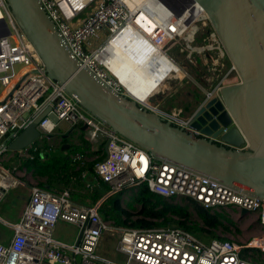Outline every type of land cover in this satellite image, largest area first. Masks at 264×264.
<instances>
[{"label": "built area", "instance_id": "2783aa9c", "mask_svg": "<svg viewBox=\"0 0 264 264\" xmlns=\"http://www.w3.org/2000/svg\"><path fill=\"white\" fill-rule=\"evenodd\" d=\"M39 3L82 67L141 109L197 134L189 128L188 115L183 109L154 107L150 100L155 92L142 99L130 93L123 83H130L125 74L127 65L119 61L115 51H107L118 36L131 30L138 32V23H145L150 32H143L138 38L142 42L147 39L148 45L144 43L147 47L157 48L184 73L168 56L169 44L184 32L183 20L163 16L162 7L155 0H39ZM88 9L86 16L79 19ZM198 22L206 25L208 20L199 14L191 24ZM159 38L163 41L159 42ZM131 40L136 38L131 36ZM205 52L208 50L202 49V54ZM204 56L208 61L210 57ZM231 72L211 90L202 89L204 96L218 97L219 91L228 86L225 82ZM169 75L163 84L177 73L170 71ZM47 108L59 123L72 129L85 127L90 142H104V158L94 165L93 172L107 186L109 196L144 184L151 193L164 199L190 200L210 214L230 218L239 226L240 236L222 239L218 234V238L204 243L178 227H117L100 216L99 204L76 205L70 200L68 190L53 193L32 183L20 165L34 161L37 154L42 155L39 146L35 143L20 151H10L8 145ZM56 127L45 117L37 126L39 141L51 136ZM212 141L229 147L219 138ZM26 184L30 185L29 201L19 222L5 223L13 234L7 245L0 244V264H264V200L236 192L170 161L154 159L92 117L47 76L5 0H0V201L5 192ZM242 210L247 214L242 215ZM58 222L78 229L75 243L65 244L54 238ZM104 234L115 236V251L121 261L98 253Z\"/></svg>", "mask_w": 264, "mask_h": 264}, {"label": "water", "instance_id": "95a60500", "mask_svg": "<svg viewBox=\"0 0 264 264\" xmlns=\"http://www.w3.org/2000/svg\"><path fill=\"white\" fill-rule=\"evenodd\" d=\"M179 1L155 0L165 17L168 15L164 11L172 8L191 10L189 24L199 14L205 15L239 80L224 86L216 98L205 96L189 112L188 126L197 134L141 109L82 67L39 0H5L47 76L92 117L154 159L170 161L236 192L264 200V0ZM183 12L169 18L187 19ZM45 117L59 124L47 108L9 143L8 149L20 151L35 144L40 139L37 126ZM216 138L229 147L214 143L212 139ZM241 212L247 214L246 210Z\"/></svg>", "mask_w": 264, "mask_h": 264}, {"label": "rangeland", "instance_id": "374dc122", "mask_svg": "<svg viewBox=\"0 0 264 264\" xmlns=\"http://www.w3.org/2000/svg\"><path fill=\"white\" fill-rule=\"evenodd\" d=\"M176 2L179 3L180 1L178 0ZM179 7H180V5H179ZM181 10L184 11L182 14L187 16V19L185 18L181 22V26H182V29L184 30V32L181 34L182 36H180L176 39H173L171 41V43L168 46V49H169L168 50V56L177 63V65L182 69V71L184 73L179 72L178 73L179 75L177 74L176 76H172L165 82L166 84L164 86H167V89L165 92H163V95L161 96V97H163L161 99L163 102L164 110L170 109L172 107V105L182 107L183 105L190 102L191 99L193 101H195L197 104H198V102L203 101L205 96H204V93L202 92V89H204L205 91H208L211 89V87H210V83H211L210 76L212 74H211V71H209V70L213 71V69H215V68L217 69L218 63L221 60V56H224V53L221 52L220 44H219L215 34L213 33L209 23L206 22V25H204L203 24L205 22L204 21V22L189 24L188 19H189V16L191 15V10H187V8L181 9ZM181 10H179V9L177 10V8L167 10L168 11L167 15H168V17L174 16L175 13L182 12ZM88 11H89V9L86 12H84L83 14H81L79 19L84 18ZM188 14H190V15L188 16ZM189 27H191V28H189ZM12 34H13L12 44H14L15 43V34H14V32H12ZM206 34H210L207 37H210V39H213V41L215 42V46H213V47H204V50H208L210 52V56H209L210 58L208 59V61L206 60V58H204L205 54H202V49L199 47L195 48V42H199L198 39L201 41V38H203ZM204 40H207V39L205 38ZM158 41L162 42L163 38H159ZM120 44H121L120 42L115 41L111 45H112V48L115 51H117V54L120 58L119 61H122L126 65L132 66V69H135L138 67L148 68V65L150 63H154V62H158L159 63L158 66H160V65L163 66L162 63L159 61V58L155 55L151 56L148 59L146 66H143V65L140 66L137 63L126 61L124 58L126 54H125V52L120 50V48H119ZM198 45H200V42ZM215 47L218 48V50L220 51L221 54L216 53ZM215 55H217V56L219 55V58H217ZM229 71H231V67L228 68V66H227L226 68L223 69V71H221L220 73L218 72L219 74L218 73L217 74L219 76H218L216 84L220 80H222L224 78V76L228 74ZM216 72L217 71H215V73ZM130 73H132V72H130ZM125 74H127V73H125ZM126 76L128 77L129 82H130L128 84H130V85L132 83L137 84V82H136L137 77H136L135 73L127 74ZM238 82H239V80H238L236 73L234 71H232L231 74L226 79L225 84L226 85H233V84H236ZM135 89H136V91L137 90L140 91L141 88L137 85V88L135 87ZM174 89L177 90V94H175V95L172 94V92H174ZM195 106L196 105H194V107ZM39 142L40 141H37L36 146L39 145ZM47 142H45V143H47ZM45 143L43 145H44V149L46 150L47 149L46 147L48 145H46ZM53 145H55V147L53 149L51 147V152H50V159L51 160L49 162V165H57L54 162L59 163V160L62 159V158H60V155H61L60 152L61 151H60L58 143L52 144V146ZM104 145H105L104 142L101 140H98V142L96 144H92V146L94 147V150L96 149L100 153H101V149L103 148ZM100 153H98V154H100ZM22 168H26V167L21 166L20 169H22ZM26 172H27L28 176L30 177L29 179L31 180L32 183H38V184L42 183L41 177H39L37 174H35L32 171L30 172L28 170H26ZM19 193H20V189H18L17 191L14 190L11 192L10 196L12 198H14L13 196L15 194H19ZM71 199L76 201L74 196H72ZM129 203H131V201ZM129 203H127L125 201L124 206L127 209H132L136 213L139 210V207L133 203V200L131 203L132 206L128 205ZM174 204L179 205L181 207H184V206L188 205V201L186 199L179 198V199L175 200ZM127 205H128V207H127ZM134 205H135V207H134ZM18 207H19L18 204L15 205V204H10L8 202H4L0 205L1 209H6V210L10 209L11 212L16 211V209H18ZM0 217L3 219V215L0 214ZM226 220H227V222L224 223L223 227L219 228L218 230H216L214 232L215 235L217 236L218 234H220L223 236V235H225V233H229V234H232L234 236H240V231L238 229L239 226L234 224L230 218H226ZM192 221L200 224L199 220L195 216H192ZM12 234L13 233H12L11 229L5 227V225L2 222H0V244L1 245H7L11 240ZM196 237L204 243H209L212 239H214L211 235H208V234H199V235H196ZM100 244H99L100 247L98 249L99 253L105 254L109 259L114 260V261H121L122 260V258L119 257L115 251L116 239H115V241H108V242L104 241Z\"/></svg>", "mask_w": 264, "mask_h": 264}, {"label": "trees", "instance_id": "16d2710c", "mask_svg": "<svg viewBox=\"0 0 264 264\" xmlns=\"http://www.w3.org/2000/svg\"><path fill=\"white\" fill-rule=\"evenodd\" d=\"M210 34H206L201 38L200 42H195V48L199 47L204 49V47H213L215 42L210 37ZM214 35V34H213ZM207 40H204V39ZM198 45V46H197ZM221 47V46H220ZM221 52H223L222 48ZM215 51L221 54L218 48L215 47ZM210 54V52L208 51ZM224 53V52H223ZM219 58V55H215ZM228 66L231 67L226 55L221 56V60L218 63L217 69L209 70L211 71V89L216 85L218 74L223 71L224 68ZM208 71V72H209ZM215 71H217L215 73ZM219 72V73H218ZM218 73V74H217ZM210 89V90H211ZM83 147H70L68 152L70 154H82L84 150L89 149V143L82 140ZM85 148V149H84ZM44 155L37 154L34 161L25 162L22 166L26 167L28 171L33 170L35 174L39 177L46 176L51 181L58 180L60 184L67 187L68 183L71 181H77L79 175L84 171H87L91 176H94L93 168L94 165L102 160H98L95 163L85 165L78 170L76 167L79 163H71L68 157L60 159L59 163L54 162L57 165H49L48 162L43 161ZM95 177V176H94ZM40 187V186H39ZM41 188V187H40ZM123 192L111 195L107 197L98 208L100 216L106 220L112 222L117 227L124 228H159V227H178L186 230L192 234H208L214 239L216 238L215 231L222 228L224 223L227 222L226 218L222 214L214 213L210 214L208 211L204 210L198 204L193 201L187 200L188 205L181 207L174 204L176 199H164L151 193L146 185H140L133 198V203L139 207L136 213H131V209H125L122 207L121 198ZM102 199L98 190L94 192V205ZM192 216H195L199 222L192 221Z\"/></svg>", "mask_w": 264, "mask_h": 264}, {"label": "crops", "instance_id": "0c3cea01", "mask_svg": "<svg viewBox=\"0 0 264 264\" xmlns=\"http://www.w3.org/2000/svg\"><path fill=\"white\" fill-rule=\"evenodd\" d=\"M110 47H112V45ZM110 47H108V48H110ZM153 55L156 56L154 51L151 52L150 56L146 60L142 61V64H145V66H146L148 59ZM133 63H136V62H133ZM142 64H138V65L141 66ZM151 64H152V66L153 65L158 66L159 63L154 62ZM155 68H158V70L164 71V74H162L160 77H158L157 81L152 82V83H150L151 80H149V82H144L141 78L136 76L137 77V79H136L137 84L132 83L131 85L134 86V88L135 87L137 88V85H139V84L142 86L140 91L137 90V92L139 94H142L143 98L146 97L147 95L155 92L153 94L151 100H150V103L154 107L164 110L163 102L161 99L163 97H161V96L163 95V92L166 91L167 86H164L166 83L165 84H163V83L170 75L166 74V70L162 66L155 67ZM138 69H139V71H141V70L146 71L147 70V68H144V67L143 68L138 67ZM131 71H132V66L127 65L125 73H128V72L130 73ZM130 74H132V73H130ZM145 86H148V88H146ZM172 94H174V95L177 94V90L174 89V92H172ZM200 103H201V101L198 102V104H197L195 101H193L191 99L190 102L183 105L182 107L173 106V105H172V107L171 106L170 107L171 108H181L188 115L189 112L191 110H194L196 107H198V105ZM194 105H196V106L194 107ZM82 140L89 143V149L84 150L82 154H79V153L74 154V155L70 154L68 152L70 147H72V146L73 147H77V146L83 147ZM45 142H47V143H45ZM56 142L58 143L60 151H61L60 152V154H61L60 158L64 159L65 157H68L69 160L71 161V163H79L80 164V167L77 166L76 170H78L79 168H81L85 165H89V164L97 162L100 159H103L104 155H105V145L101 149V153L98 152L96 149L94 150V147L92 146V144H96V143L90 142L88 140V135H87L86 129L84 127H79L78 129H72L65 123H59V124H57L55 132L51 136H49L46 139L44 138L43 140H40V142H39L38 146L40 148L42 155H44L43 161H46L48 163L50 162V160H51L50 159L51 147L53 149L55 147V145L52 146V144H57ZM44 143L46 145H48L46 147L47 148L46 150L44 149V145H43ZM36 144H37V142H36ZM63 145H65L67 147H65V149L61 150V147ZM98 153H100V154H98ZM77 157H79V159L74 160V158H77ZM24 163H22L20 165V167ZM15 165H17V164H15ZM23 169L27 170L26 168H22V170ZM31 171L33 172V170H31ZM94 176H91L87 171H84L81 175H79L77 181H75V180L71 181L70 183H68L67 187L64 186L63 184H60L58 180L51 179V181H50L48 179V177L41 176V182L42 183H40L39 186L42 189L47 190L49 192H53V193H60L64 190H68L70 192V200L72 201V203H74L76 205H83V206H93L94 205V201H93L94 192H95V190H98L99 194L102 196V199L99 200L96 204L100 205L107 197H109L108 188L105 184L100 182ZM18 189H20V193L15 194L13 196L14 198H12L10 196L11 192L14 190L17 191ZM136 191H137V189H128V190L123 192L122 198H121V204H122L123 208L127 209L124 206L125 201L127 203H129L131 201V203H132V200L134 198ZM101 192H104V194H102ZM72 196L75 197L76 201L71 199ZM29 197H30V185L29 184H26L25 186H21L19 188L11 189V190L5 192L3 195V198L0 201V205L4 202H8L10 204H15V205L18 204L19 207L14 212H11L10 209L6 210V209L0 208V214L3 215V219L0 217V222H2L4 225H5V223L14 224V223L19 222V220L22 216L23 210L29 201ZM131 203H129L128 205L132 206ZM128 205H127V207H128ZM134 207H135V205H134ZM130 212L135 213L132 209L130 210ZM5 227H7V226L5 225ZM239 231L241 234L240 229H239ZM78 236H79V231L74 225L67 224L64 222H58L55 226L54 238L56 240L62 242V243L73 244L78 240ZM231 237H235V236L232 234H229V233H225V235H223L221 238L222 239H229ZM216 238H218V237L216 236ZM115 239H116L115 236H111L109 234H104L100 243H102L104 241L105 242L106 241L107 242L108 241H115ZM100 245H99V247H100ZM98 253H99V250H98ZM99 254L101 256L108 258L105 254H101V253H99Z\"/></svg>", "mask_w": 264, "mask_h": 264}, {"label": "bare ground", "instance_id": "6f19581e", "mask_svg": "<svg viewBox=\"0 0 264 264\" xmlns=\"http://www.w3.org/2000/svg\"><path fill=\"white\" fill-rule=\"evenodd\" d=\"M176 1H178V0H176ZM176 3H178V2H176ZM164 14L167 15L166 12H164ZM138 25L140 26V27H137L139 29L138 32L131 30L128 33L127 32L123 33L122 35L118 36L115 39V41H118L121 43L119 48L121 51L125 52V54H126L124 57L125 60L129 61V62H136L138 64H142V61L146 60L150 56L151 52L154 51L156 56L159 58V61L162 63V65H163L162 67L166 70L167 75H169L170 71H173V73L176 72L177 74L179 72H181V71H179V68L176 65L172 64L171 62H169V60L167 58H165L157 48H153V47L150 48L149 46H148L149 47L148 48L146 46V44L148 45L147 39H143L144 42H142V40H140L138 38V36L141 35V33L150 32L149 28L146 27L145 23L143 24L140 22V23H138ZM189 28H191V27H189ZM131 36L136 38V41H132ZM115 41H113V43ZM144 43H146V44H144ZM107 51L109 53H111L112 51H114V49L112 47H110L107 49ZM115 53H117V51H115ZM142 65L145 66V64H142ZM155 67H159V66H157V65L152 66V64L150 63L146 71H143V70L139 71L138 68H135V69H132L133 71H131V72L135 73V75L138 76L139 78H141L144 82H148L149 80H151L150 83H152V82L157 81V78L160 77L162 74H164L163 70H158V68H155ZM127 74H130V73H127ZM122 82H123V80H122ZM123 83L128 87V91L130 93H132L134 96H136L139 99L143 98L142 94H139L136 91V89L134 88V86L128 84L127 82H123ZM138 86L140 88L142 87L140 84ZM145 87L148 88V86H145Z\"/></svg>", "mask_w": 264, "mask_h": 264}]
</instances>
